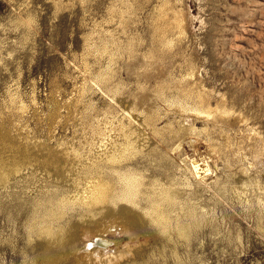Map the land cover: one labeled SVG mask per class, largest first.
I'll return each instance as SVG.
<instances>
[{
    "label": "rangeland",
    "instance_id": "1",
    "mask_svg": "<svg viewBox=\"0 0 264 264\" xmlns=\"http://www.w3.org/2000/svg\"><path fill=\"white\" fill-rule=\"evenodd\" d=\"M120 121L149 141L114 164L98 133ZM7 141L31 165L0 183V264H78L42 251L124 211L137 236L106 232L131 249L114 264H264V0H0V156ZM52 155L115 185L106 207L66 204L56 239L47 210L76 187ZM133 176L144 194L124 197ZM152 190L174 191L167 231L144 217Z\"/></svg>",
    "mask_w": 264,
    "mask_h": 264
},
{
    "label": "bare ground",
    "instance_id": "2",
    "mask_svg": "<svg viewBox=\"0 0 264 264\" xmlns=\"http://www.w3.org/2000/svg\"><path fill=\"white\" fill-rule=\"evenodd\" d=\"M185 21H182V22L180 21L181 23L178 24L180 26V28L183 30L188 27V24ZM209 110H208V113L207 112H205L206 114L204 113L206 116L211 117V116H214L215 114L216 115L221 114V113L218 114L219 112L216 110L210 111V112H209ZM201 114H203V113H201ZM201 114L199 113L198 115H201ZM129 117L131 119H136L134 114L130 111H129ZM136 120L138 121V119H136ZM138 123H140V120L138 121ZM131 127H135V125L132 122L127 123L125 121H120L118 125H115V127H113V128L111 127V129L108 128L106 130H102V129L100 130V133H98V134L103 137V140L101 142L102 145L100 148L105 153V157H107L106 162H112L114 164H117V162H120L122 160H128L129 158L134 157L139 152L142 153L143 147H145L144 145L148 144V141H149L147 139L148 137L142 138V136L140 134V130L139 129L131 130L132 129ZM115 129L118 132H122L123 138L120 137L121 139H119V138H117V137L115 138L113 135H111L112 131ZM140 137L144 141V142L142 141V144H141V142H140V144H138V141L141 140ZM14 145L12 143H10L9 141H7V144H5V148L3 150L4 154H2V156H0V164L2 163L1 165H3V167L0 166V168L3 170V171L0 170V183L9 181L10 178L12 177V175L14 176V174H18L19 172H21L22 168L24 169V168L31 165V162L24 158V156H23L24 153L22 152L23 150L16 148V146H14ZM0 148H2V147H0ZM58 155H59V153H58ZM95 155H97V154H95ZM64 156H65V153H64ZM77 158H78V156H77ZM52 159H53V161H52ZM52 159H50V162L46 163V166H49V164L51 165L52 162H54L53 164L58 166V169L60 168V166H62V170H60L61 175L63 176V178H71L72 183H74V188L76 187V190L72 194L65 193L64 196L61 198V200L56 201L55 203H52L50 210L49 209L47 210L48 213H47L46 223L43 222L44 225H46L45 226L46 230L48 229L47 225H50V224L55 225L56 223H59V221L55 220L54 217H57V218L63 217V215H61V216H59V215L61 213L64 214V210L67 209L65 207L66 204H75L76 202H78V203H82L83 205H86V206L92 207V208H94V207L100 208V207L108 206V203H109L111 197L114 195L113 189H114L115 185L113 182H111V180H108L105 178L103 181L89 182V183L84 182L80 178H77L78 180H76L73 176L75 175V173H77L78 169L75 168L74 166L67 165V163H69L70 161L67 162V159L62 158V157H54L53 158V155H52ZM72 159L73 158H71V160ZM74 159H73V161L70 162L73 165H74L73 162L75 161ZM102 159H103V157H102ZM97 161H98V159H97ZM118 166H119V164H118ZM82 168L83 167H81V169ZM87 169H88V167H87ZM52 171L53 170L49 167L48 172L50 173ZM75 177H76V175H75ZM131 178H134V179H129V178H128V180L126 179V181H128V182L130 180H132V181H131V184L130 183L128 184V186H127L128 187V189H127L128 194H126L124 197H128V198L129 197H133V198L137 197L138 198L139 195L144 194L143 190L140 191V188L141 189L144 188V185L141 183L143 180L142 179L139 180V177L135 178L134 176ZM123 181H125V179ZM127 191H126V193H127ZM158 192L159 191H156V190L153 191L152 190L151 193H148V192L145 193V194H148V199L150 200V202L148 204L149 208H148L147 214H146V216L144 215V217L146 219L148 218L147 220L155 219L154 223L157 226V228L161 229L162 231H167V230H169L168 228L170 227L171 222H172L171 216L169 215L171 212V209H170L171 204L169 202L172 200L176 201L175 196L173 195L174 191L170 192V191H166V190H164V191L161 190V193H158ZM108 210H110V209H108ZM106 215H107V217L104 218V220H99L100 222H92L96 219L91 217V216L87 217L85 220L86 221L85 226H84V228H82V230L80 232H77V231L74 232L73 231L74 233H71V230H68V229L65 230L64 228L63 229L59 228L57 230L58 235H60V233H62V235H64V237H67L68 238L67 243L64 244V246H61L62 245V243H61L58 246V248L54 247L56 249L55 251L52 248H50L49 244L47 243L46 248L44 247L45 250L42 251L43 257L47 256L48 260H55V262L60 263L61 260H65L69 256H73L74 257L73 260L78 262V264H110V263L114 264V263H117L120 258L123 259L122 257H125V256L127 257V255H128L127 253H129V251H131L130 246L127 244V246L124 245V247L121 246L122 248L119 247L120 249H118L119 245H116L114 247L115 249H112L110 247V246H112L111 244L113 243V245H115L116 242L111 241V239L110 240L107 239V237L105 235H106V232L108 233V231H112L115 234L118 231L121 232V231L125 230V231H127V233L130 236L132 234L131 231L133 232V229L129 228L130 227L129 225H131L132 222L135 223V221L137 219L140 220V217H139V215L135 214L134 212L132 213L130 211H124L122 213H119V215L118 214L114 215L111 213H107ZM123 221L129 222V225L124 224ZM90 224H93V227ZM176 226L180 230V232H182V233L183 232L185 233L186 231H188V229L186 227L182 226V224H179V222ZM41 232H42V230L39 231L40 235H41ZM112 232H110V233H112ZM134 234H132V235H134ZM46 235L50 239H56V238H53L55 235V232L51 228L48 229V232ZM50 241H56V240H50ZM56 242H58V241H56ZM55 254H59V255L56 256Z\"/></svg>",
    "mask_w": 264,
    "mask_h": 264
}]
</instances>
